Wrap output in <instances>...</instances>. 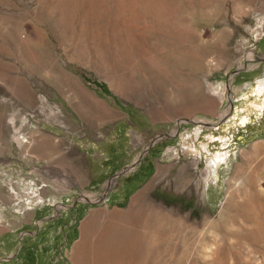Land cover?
Here are the masks:
<instances>
[{"label":"rangeland","instance_id":"obj_1","mask_svg":"<svg viewBox=\"0 0 264 264\" xmlns=\"http://www.w3.org/2000/svg\"><path fill=\"white\" fill-rule=\"evenodd\" d=\"M263 75L264 0H0V264H74L149 184L143 263L264 264Z\"/></svg>","mask_w":264,"mask_h":264},{"label":"bare ground","instance_id":"obj_2","mask_svg":"<svg viewBox=\"0 0 264 264\" xmlns=\"http://www.w3.org/2000/svg\"><path fill=\"white\" fill-rule=\"evenodd\" d=\"M252 92L259 97L264 96V78L258 80ZM257 101L252 102V107L264 110V99L261 102ZM239 115H241L240 111L236 116ZM249 115H241L240 122L246 124L250 119ZM217 139H221L225 144L228 142L227 136ZM208 141H215L214 134L208 136ZM189 146H192L190 149L188 148L191 154L197 157L203 155V149H206L207 152L210 151L209 142H201V148L196 144ZM257 146L259 147V145ZM258 151L259 148L256 149V152ZM230 158V151L224 152L220 149L206 159L207 182L210 180L218 182L219 168L224 163L227 164ZM150 185L147 188H150ZM144 190L132 199L127 209L114 210L107 219L100 220L96 212L90 213L81 225V236L73 249L74 264H90L92 257L97 264H148L143 263L147 249L145 224L150 218L157 217L160 213H169L165 212L166 209L162 205L155 203Z\"/></svg>","mask_w":264,"mask_h":264},{"label":"water","instance_id":"obj_3","mask_svg":"<svg viewBox=\"0 0 264 264\" xmlns=\"http://www.w3.org/2000/svg\"><path fill=\"white\" fill-rule=\"evenodd\" d=\"M240 70V69H239ZM239 70H236L235 72H238ZM264 76V75H263ZM180 123V122H179ZM158 140V139H157ZM156 140V141H157ZM152 144H150V146H151ZM103 200V198H100L98 201H89V202H94V203H99V202H101Z\"/></svg>","mask_w":264,"mask_h":264},{"label":"crops","instance_id":"obj_4","mask_svg":"<svg viewBox=\"0 0 264 264\" xmlns=\"http://www.w3.org/2000/svg\"><path fill=\"white\" fill-rule=\"evenodd\" d=\"M261 145H259V147H257V149L259 148V153L258 154H261L262 153V149H261V147H260Z\"/></svg>","mask_w":264,"mask_h":264}]
</instances>
